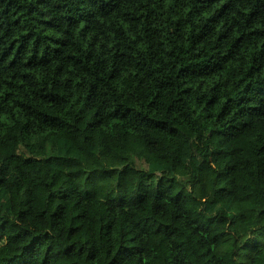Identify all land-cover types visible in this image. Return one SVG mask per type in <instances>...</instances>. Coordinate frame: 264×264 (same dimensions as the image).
<instances>
[{"label":"trees","instance_id":"trees-1","mask_svg":"<svg viewBox=\"0 0 264 264\" xmlns=\"http://www.w3.org/2000/svg\"><path fill=\"white\" fill-rule=\"evenodd\" d=\"M0 264H264V0H0Z\"/></svg>","mask_w":264,"mask_h":264}]
</instances>
